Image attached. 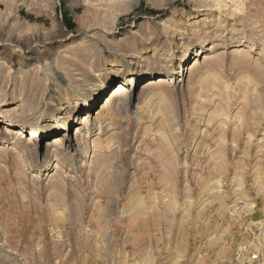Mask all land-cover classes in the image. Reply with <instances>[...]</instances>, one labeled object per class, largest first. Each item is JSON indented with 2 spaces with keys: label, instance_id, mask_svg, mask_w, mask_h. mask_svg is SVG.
Returning <instances> with one entry per match:
<instances>
[{
  "label": "rangeland",
  "instance_id": "rangeland-1",
  "mask_svg": "<svg viewBox=\"0 0 264 264\" xmlns=\"http://www.w3.org/2000/svg\"><path fill=\"white\" fill-rule=\"evenodd\" d=\"M0 264H264V0H0Z\"/></svg>",
  "mask_w": 264,
  "mask_h": 264
},
{
  "label": "bare ground",
  "instance_id": "bare-ground-1",
  "mask_svg": "<svg viewBox=\"0 0 264 264\" xmlns=\"http://www.w3.org/2000/svg\"><path fill=\"white\" fill-rule=\"evenodd\" d=\"M142 67V65L141 64H139V67ZM182 72H181V70L179 71V67L177 68V74L178 75H180ZM169 80H170V78L169 77H166V76H159V77H157V78H154V79H152V81H151V85H154V86H161V85H164V84H166L167 82H169ZM124 91H125V87H124V85H123V83H119V85L118 86H116V87H114L113 89H112V93H111V97L112 96H117V95H121V94H123L124 93ZM110 100H108V98L106 97V103H105V105H107V106H109L110 105ZM104 105V106H105ZM103 106V107H104ZM117 112V111H116ZM88 120V117H85L84 118V121H87ZM18 132H19V134H23V136H24V131H22L21 129H16ZM32 134V136H34V132H31ZM22 136V137H23Z\"/></svg>",
  "mask_w": 264,
  "mask_h": 264
},
{
  "label": "built area",
  "instance_id": "built-area-1",
  "mask_svg": "<svg viewBox=\"0 0 264 264\" xmlns=\"http://www.w3.org/2000/svg\"><path fill=\"white\" fill-rule=\"evenodd\" d=\"M260 259H261V258H260V256H259L258 253L251 254V255L249 256V261L252 262V263H257V262L260 261Z\"/></svg>",
  "mask_w": 264,
  "mask_h": 264
}]
</instances>
